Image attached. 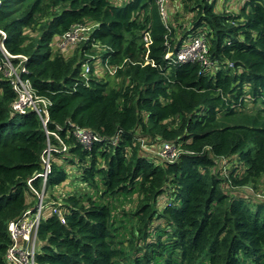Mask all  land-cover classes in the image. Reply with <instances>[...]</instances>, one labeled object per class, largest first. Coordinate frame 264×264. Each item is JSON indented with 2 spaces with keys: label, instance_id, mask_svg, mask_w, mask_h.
I'll list each match as a JSON object with an SVG mask.
<instances>
[{
  "label": "trees",
  "instance_id": "1",
  "mask_svg": "<svg viewBox=\"0 0 264 264\" xmlns=\"http://www.w3.org/2000/svg\"><path fill=\"white\" fill-rule=\"evenodd\" d=\"M116 1L0 0V64L3 41L51 100L47 124L16 112L0 69V264L10 223L36 217L45 191L38 264H264V0H168L165 17L158 0ZM79 23L96 27L61 49ZM202 34L208 63L167 60ZM94 48L114 84L84 77ZM77 127L103 140L86 146ZM71 170L93 191L62 193Z\"/></svg>",
  "mask_w": 264,
  "mask_h": 264
},
{
  "label": "built area",
  "instance_id": "2",
  "mask_svg": "<svg viewBox=\"0 0 264 264\" xmlns=\"http://www.w3.org/2000/svg\"><path fill=\"white\" fill-rule=\"evenodd\" d=\"M167 2L168 0H158L162 11L161 13L164 17L166 16ZM93 29L94 25L91 26L89 24L83 23L73 25L71 30L66 32L63 36L58 39V45L61 49L68 51L70 47L77 46L78 44L87 41ZM0 33L3 35L4 40L6 36L5 32L3 30H0ZM146 41L147 44H150L151 42L148 35H146ZM1 47L5 58L1 60L2 63L0 65L2 66L0 67V69L7 68V74H11L13 86L17 93V99L12 105L13 109L16 112H25L27 110L36 111L41 117H43L44 123L47 124V122L49 121V106L51 104V100H49V98L45 96L36 94L33 90L32 80L26 75L27 68L25 66V61L27 60V55H14L10 53L5 48L3 41L1 43ZM206 51V37L204 34H202L184 43L176 54H174L173 52L167 53L166 58L168 61L174 63L187 61H200L202 63H208L209 60L206 55ZM194 53H198V56L196 58L192 57ZM14 58L20 59L17 65H14ZM102 61L105 62V67L108 68L110 72L114 74L116 69L109 64L108 58L103 59ZM91 73L92 66L90 63H86L84 65L83 71L84 77L88 79ZM75 134L80 139V141L86 146L91 145L93 142L103 140L101 136L93 133L91 130L86 128L80 129L77 127L75 129ZM62 145L63 150H65L67 145L63 142V140ZM51 149L53 148L49 147L48 154L50 153ZM161 154L167 157L171 155V160H173L176 156V150L173 146L167 144L165 145V149ZM44 162L46 164V170L42 175L44 177V181L46 182L48 174L51 170V163L48 157L44 159ZM260 196H264V194H260ZM43 208V201H40L38 209L36 211V217H33L30 214L33 211L29 210L22 219L17 221L14 220L10 223L8 230L11 237V244L7 251L9 264H38L37 255L40 251L38 229L40 226L41 213L43 211ZM59 214H61V211L59 212ZM60 217L64 219L63 215H61Z\"/></svg>",
  "mask_w": 264,
  "mask_h": 264
},
{
  "label": "rangeland",
  "instance_id": "3",
  "mask_svg": "<svg viewBox=\"0 0 264 264\" xmlns=\"http://www.w3.org/2000/svg\"><path fill=\"white\" fill-rule=\"evenodd\" d=\"M121 1H123V0H117L116 2L121 3ZM223 1H225V0H222V3H223ZM233 1H235L237 3L236 5H237L238 8H240L241 6H243V0H232V1L231 0L227 1L226 0L227 3H231ZM224 4H226V3L224 2ZM55 40L58 43V37ZM76 47L77 46H75V47L72 46V47L69 48L68 51L69 52H73L75 50L74 51V53H75L76 50H78L80 48V46L78 48H76ZM58 48L59 47L57 45V47H55L54 49H58ZM104 50H105L104 48H99V50L96 49V48L93 49V51H95L96 52L95 54L97 55V56H95V59L93 60V62L94 61H99V63H101L102 56H100V55L102 54V52H104ZM197 56H198V53H194L192 57L193 58H196ZM87 61L91 62V60H87ZM96 66H98L97 71H100L99 72V77H101V79H109L110 81H112L113 84L115 83L114 77L107 74V71L109 70L108 68H106L104 65H100V64L99 65H96ZM9 76L11 77V74L10 73H9ZM168 157L170 159H172V156L171 155H169ZM76 174H77L76 173V170H71L70 171L69 183L68 184H62L60 186L61 192L64 193V194H67V193H70V192H78V193H85L87 191L92 192L93 190L91 189V187L88 186L86 188V185L85 184H82L80 178H77ZM263 189H264V186L258 192H261ZM67 190H69V191L67 192ZM46 200H47V202H51L52 201V198L50 197L49 192L48 191H45V194L43 192H41L39 194V202L40 201L46 202ZM164 202H165V200L163 199L162 200V203H164ZM59 204H62V200L61 199H60V202H58V205ZM124 205H125L126 208H132L134 206V203L133 202H130V201H127V202L124 203Z\"/></svg>",
  "mask_w": 264,
  "mask_h": 264
},
{
  "label": "clouds",
  "instance_id": "4",
  "mask_svg": "<svg viewBox=\"0 0 264 264\" xmlns=\"http://www.w3.org/2000/svg\"><path fill=\"white\" fill-rule=\"evenodd\" d=\"M89 25L93 26V24H89ZM95 27H96V25H94V29H95ZM94 29H93V30H94ZM92 32H93V31H92ZM92 32H91V33H92ZM58 39H59V37H58ZM74 47H75V46H74ZM104 49L106 50V48H104ZM107 58H108V60H109V57H106V58H103V57H102L101 59L103 60V59H107ZM104 61H105V60H104ZM104 61H103L102 63H99V61H95V63H97L96 65H99V64H100V65H104V63H105ZM86 63H90V64H91V62H86ZM86 63H85V64H86ZM85 64H84V65H85ZM91 66H92V65H91ZM104 66H105V65H104ZM97 68H98V66H97L95 69L92 68V73H91L90 75L97 74V75L99 76V72H100V71H97ZM83 71H84V68H83ZM95 71H97V72H95ZM108 72L111 73L110 70H108ZM111 74H113V73H111ZM260 194H262V195L264 194V189L258 194L259 197H264V196H260Z\"/></svg>",
  "mask_w": 264,
  "mask_h": 264
},
{
  "label": "crops",
  "instance_id": "5",
  "mask_svg": "<svg viewBox=\"0 0 264 264\" xmlns=\"http://www.w3.org/2000/svg\"><path fill=\"white\" fill-rule=\"evenodd\" d=\"M122 2V1H121ZM170 5H172V2H170Z\"/></svg>",
  "mask_w": 264,
  "mask_h": 264
},
{
  "label": "bare ground",
  "instance_id": "6",
  "mask_svg": "<svg viewBox=\"0 0 264 264\" xmlns=\"http://www.w3.org/2000/svg\"><path fill=\"white\" fill-rule=\"evenodd\" d=\"M103 61H101V63H102Z\"/></svg>",
  "mask_w": 264,
  "mask_h": 264
}]
</instances>
